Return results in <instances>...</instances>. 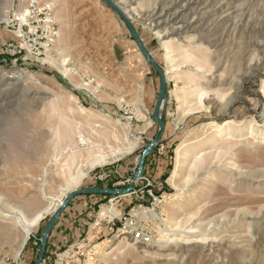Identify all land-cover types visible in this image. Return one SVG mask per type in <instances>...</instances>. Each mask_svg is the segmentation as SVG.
Instances as JSON below:
<instances>
[{
    "label": "rangeland",
    "instance_id": "374dc122",
    "mask_svg": "<svg viewBox=\"0 0 264 264\" xmlns=\"http://www.w3.org/2000/svg\"><path fill=\"white\" fill-rule=\"evenodd\" d=\"M115 2L166 72L164 135L131 195L97 196L94 238L43 264H264V0ZM161 11L178 24L152 26ZM159 88L101 0H0V226L40 217L22 246L0 232V264H35L71 192L129 188ZM106 132L125 156L92 166L79 153Z\"/></svg>",
    "mask_w": 264,
    "mask_h": 264
},
{
    "label": "water",
    "instance_id": "95a60500",
    "mask_svg": "<svg viewBox=\"0 0 264 264\" xmlns=\"http://www.w3.org/2000/svg\"><path fill=\"white\" fill-rule=\"evenodd\" d=\"M108 8L112 9L122 20V22L125 24L127 27L132 40L137 44L140 53L143 55V57L146 59V61L149 63V65L156 71V73L159 76V81H160V88H159V93H158V98L156 101V105L152 114V119L155 123L158 124L159 129L158 133L156 135V138L150 143L145 148V151L143 153V157L141 159L139 169L137 172L136 177L134 178V182L129 186L127 190H102V189H79L71 192L64 202L61 204L60 208L54 213V215L51 217L49 220L43 237H42V246L40 248V252L38 255V258L36 259L35 264H43L45 254L47 251V246H48V240L49 237L54 230L58 220L64 213V211L70 206V204L73 202V200L81 195H118V196H123V195H131L133 193V189L135 186V182L140 180L145 162H146V157L148 153L153 150L159 143L162 142V138L164 135L165 131V122H164V115L161 116V110L163 108V105L165 104V98L167 96V91H168V83H167V77H166V72L165 70L151 57L150 53L147 51L143 40L141 39V36L137 30V28L134 26L133 22L130 20L129 16L119 7L117 2L115 0H101Z\"/></svg>",
    "mask_w": 264,
    "mask_h": 264
},
{
    "label": "bare ground",
    "instance_id": "6f19581e",
    "mask_svg": "<svg viewBox=\"0 0 264 264\" xmlns=\"http://www.w3.org/2000/svg\"><path fill=\"white\" fill-rule=\"evenodd\" d=\"M190 6V5H189ZM226 8V7H225ZM165 10V9H164ZM163 10V11H164ZM236 10V9H235ZM163 11H161L162 13L160 14V15H158V13L157 14H155V15H153L152 16V19H150L151 20V25L152 26H157V27H162V26H175L176 24H178L177 22H175V17L174 16H169L168 14H164V12ZM166 11V10H165ZM179 11V10H178ZM219 11V10H218ZM159 12V11H158ZM230 12H232V11H230ZM230 12H227V13H230ZM177 13V12H176ZM176 13H175V15H176ZM170 14V13H169ZM229 15V14H228ZM151 16V15H150ZM218 17V16H217ZM221 17H223V16H221ZM177 18V17H176ZM220 18V17H219ZM219 20V19H218ZM219 25V24H218ZM154 29V28H153ZM173 30V29H172ZM178 30H179V32L180 33H182L183 31H186V32H188V31H190V30H192L191 29V24H188V23H185L184 25H183V27L182 26H179L178 27ZM263 30V33H264V29H262ZM177 31V30H176ZM175 30H174V32H176ZM173 32V31H172ZM185 32V33H186ZM197 33V32H196ZM262 33V32H261ZM262 33V34H263ZM179 35V34H178ZM260 36V35H259ZM262 37V36H261ZM260 37V40H258V43L259 44H261L260 46H262L263 48H264V39H262ZM262 39V40H261ZM258 44V45H259ZM256 46H257V44H256ZM254 80V79H253ZM252 84H254L255 82L253 81V82H251ZM247 91L249 92V93H251V94H253V93H255V91L252 89V88H248L247 89ZM256 94V93H255ZM232 101V100H231ZM232 104V103H231ZM226 123H229V122H226ZM225 124V123H224ZM117 139H118V137L115 135V134H113V133H111V132H106V133H104L103 135H97V141H96V143H97V145H91V146H89V148H84V149H82L81 151H80V155L82 156V158H89V157H96L95 158V160H94V162L92 163V166L95 164V162H97V163H106V162H112V161H114V160H116V159H119V158H121V157H123V156H125V152L121 149V148H119L118 146H116L119 142L117 141ZM121 144V143H120ZM88 146V144L86 143V145H85V147H87ZM100 150H102V152H99ZM119 151H123L124 153H122V154H119L118 156H116V157H112L114 154H116L117 152H119ZM145 212V211H144ZM147 212H149L150 214H151V216L152 217H156V214L155 213H153V212H151V211H147ZM142 214H146V212L145 213H142ZM39 219H40V217L38 216L36 219H34V220H29L28 221V224H27V222H24L23 221V218L22 219H20L19 221H20V224H21V226H22V231L20 232V231H15V229H11V231H9V229H7L5 226H0V232H1V234L2 233H8L9 234V237L12 239V241H14V240H19V242H20V245L22 246L24 243H25V241L28 239V237L31 235V233L33 232V228H34V226L37 224V222L39 221ZM95 228H96V225H94V227H93V229H92V232H91V235L92 236H90V238L91 239H93L94 238V230H95ZM219 238V237H218ZM171 239V238H170ZM169 239V241H167V240H165V241H167L165 244H163L162 242H159V243H161L160 244V248L159 249H164V248H166L167 246H168V244H170V243H172V239L170 240ZM216 239V238H215ZM181 241V240H180ZM189 241H190V239H189ZM203 242H202V244H206V245H201V247H202V249H204V248H207V246H209L210 247V244H207V243H204V241H205V239L204 240H202ZM199 247H200V245H199ZM215 247V246H214ZM218 247V246H217ZM184 247H181V250L183 249ZM212 248V247H211ZM216 248V247H215ZM192 249V247L190 246V247H188V250H191ZM194 249H196L195 247H194ZM200 249V248H199ZM214 249V248H213ZM170 250V249H169ZM113 251L114 252H116V254H117V252L119 251V249L117 248V246H115L114 247V249H113ZM159 251H161V250H159ZM166 251V250H165ZM213 251V250H212ZM189 252V251H188Z\"/></svg>",
    "mask_w": 264,
    "mask_h": 264
},
{
    "label": "crops",
    "instance_id": "0c3cea01",
    "mask_svg": "<svg viewBox=\"0 0 264 264\" xmlns=\"http://www.w3.org/2000/svg\"><path fill=\"white\" fill-rule=\"evenodd\" d=\"M97 196L98 195L78 196L64 211L49 237L46 259L51 260L63 248L68 246L71 247L70 245L80 241L81 237L87 231L88 226H91L90 229L94 227L93 220L94 218L96 219L95 215L97 214ZM125 197H127V195H124V198Z\"/></svg>",
    "mask_w": 264,
    "mask_h": 264
},
{
    "label": "built area",
    "instance_id": "2783aa9c",
    "mask_svg": "<svg viewBox=\"0 0 264 264\" xmlns=\"http://www.w3.org/2000/svg\"><path fill=\"white\" fill-rule=\"evenodd\" d=\"M33 4L35 5V4H36V2H35V1H34V2H32V6H33ZM136 193L138 194V192H136ZM139 194H141V198L143 199V197H144V190L140 191V192H139ZM128 228H131V224H130V226H129V225H127V227H125L124 229H125V230H127ZM142 236H145V235L142 233ZM137 238H140V239H143V240H145V237H141V235H140V234L137 236ZM147 241H148V239H147Z\"/></svg>",
    "mask_w": 264,
    "mask_h": 264
},
{
    "label": "trees",
    "instance_id": "16d2710c",
    "mask_svg": "<svg viewBox=\"0 0 264 264\" xmlns=\"http://www.w3.org/2000/svg\"><path fill=\"white\" fill-rule=\"evenodd\" d=\"M146 162H147V161H146ZM35 255H37V251H36ZM45 256H46V254H45ZM32 264H33V263H32Z\"/></svg>",
    "mask_w": 264,
    "mask_h": 264
}]
</instances>
